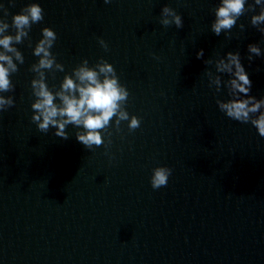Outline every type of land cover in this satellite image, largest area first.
<instances>
[{
	"label": "water",
	"instance_id": "obj_1",
	"mask_svg": "<svg viewBox=\"0 0 264 264\" xmlns=\"http://www.w3.org/2000/svg\"><path fill=\"white\" fill-rule=\"evenodd\" d=\"M32 2L44 19L13 41L24 63L6 53L19 71L14 91L0 93L15 101L0 112V264H264V137L219 110L227 88L209 87L215 65L204 63L239 51L250 94L264 98V55L248 60L249 44L264 52L255 13L241 16L228 38L211 30L220 0H0L10 26ZM165 6L182 28L160 23ZM44 27L57 33L51 51L65 68L47 73L49 87L83 60L103 58L128 88L126 109L141 118L139 128L129 132L123 121L117 132L113 118L111 145L93 150L72 125L67 140L55 128L39 131L30 69ZM159 166L172 174L153 189Z\"/></svg>",
	"mask_w": 264,
	"mask_h": 264
},
{
	"label": "clouds",
	"instance_id": "obj_2",
	"mask_svg": "<svg viewBox=\"0 0 264 264\" xmlns=\"http://www.w3.org/2000/svg\"><path fill=\"white\" fill-rule=\"evenodd\" d=\"M109 3L110 0H104ZM257 7L259 12L257 13ZM4 17L0 18V46L5 50L0 52V93L14 91L15 85L12 75L19 71L13 62V56L6 53H14L15 59L24 63L21 52L12 47L13 41L20 43L22 38L29 37L32 25L44 19V9L38 2L29 3L19 14L13 16L11 26L6 20L8 10L0 4ZM215 20L211 24V30L216 36L224 33L230 38L231 30L237 25L238 19L246 13L251 15L250 23L260 33L264 34V0H220L215 9ZM160 23L165 27L175 25L178 29L183 27L181 15L165 6L161 12ZM15 29V35H4L9 28ZM241 31L245 25H239ZM57 40V33L50 27L42 29V39L36 43L33 54L39 57L38 63L31 66L30 71L36 74L31 81V94L35 97L31 104L33 110L32 121L39 131L47 133L50 128H55V136L67 140L69 134L66 131L69 125L80 129L76 132V139L86 149L104 145L106 148L112 143V120L115 118V129L121 131L123 121H129V132L141 125V118L132 115L126 109L130 96L128 88L120 83L115 67L107 60L101 58L95 65L90 66L87 59L83 60L71 73L66 74L58 88L49 87L47 73L53 77L57 71L64 72L62 63L57 62L51 49ZM100 45L107 51L108 44L103 39ZM248 60L264 55L261 47L252 43L248 45ZM204 57V50L197 52V59ZM205 64H214L215 72L209 69L206 73L209 87L215 86L219 93L223 87L227 88V99H217L216 103L221 112L232 120L241 123H251L260 137H264V98L257 99L251 95L252 80L241 60L239 51H229L216 60H206ZM220 74H227L230 78L223 80ZM12 96L0 94V112L14 106ZM105 134L108 136L105 144ZM108 154L107 152L105 153ZM172 169L159 166L153 169L151 185L153 189H159L168 184Z\"/></svg>",
	"mask_w": 264,
	"mask_h": 264
}]
</instances>
